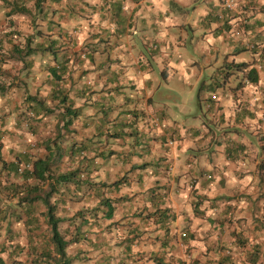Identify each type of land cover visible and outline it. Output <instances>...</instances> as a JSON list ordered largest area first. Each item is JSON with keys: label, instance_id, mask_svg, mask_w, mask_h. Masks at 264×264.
I'll use <instances>...</instances> for the list:
<instances>
[{"label": "crops", "instance_id": "0c3cea01", "mask_svg": "<svg viewBox=\"0 0 264 264\" xmlns=\"http://www.w3.org/2000/svg\"><path fill=\"white\" fill-rule=\"evenodd\" d=\"M236 1L235 9L228 10L222 0H45L31 16L14 8L24 3L32 12L35 0H0V46L7 47H0V73L5 75L0 83L7 88L0 98L12 109L11 119L7 113L0 120V159L10 163L45 156L42 143L50 136L41 128L53 126L46 132L58 135L62 114H56V122L44 115L34 133L16 109L28 95L61 86L81 108L69 128L61 130L64 148L85 142L91 152H114L100 160L97 171L91 166L90 176L98 181L110 183L131 171V185L110 194L126 197L117 219L121 227L128 219L140 223L146 231L143 242L132 243V251L126 249L128 241L115 247L125 238L119 232L118 242L112 240V262L102 253L81 259L83 243L70 245L74 264H156L157 259L264 264V95L259 87L253 92L246 78V93L228 87L236 85L235 75L248 69L253 58H264V0ZM16 29L25 32L18 37ZM56 38L71 57L60 81L49 77L48 66L57 62L54 54L39 50L26 55L28 40L36 47ZM85 45L93 47L89 56L76 59ZM248 49L251 58L242 60ZM236 63L248 65L241 71ZM253 66L259 68L256 62ZM146 117L161 121L152 131L158 139L146 131L143 143L127 124L130 120L143 130ZM149 142L151 150H143ZM156 186L168 191L165 200L174 217L167 237L160 224L141 221ZM90 194L78 193L74 211L96 204ZM13 227L26 248L41 242L31 225L16 222ZM6 229L7 222L0 220V240Z\"/></svg>", "mask_w": 264, "mask_h": 264}, {"label": "trees", "instance_id": "16d2710c", "mask_svg": "<svg viewBox=\"0 0 264 264\" xmlns=\"http://www.w3.org/2000/svg\"><path fill=\"white\" fill-rule=\"evenodd\" d=\"M43 1L45 0H35L32 12L24 3L17 2L18 6L16 5L14 11L31 15L34 13V8H40L43 5ZM44 44L41 43L34 47L31 40H28L26 55H31L39 50L44 54H54L53 56L57 62L48 66L49 77L60 81L64 79L66 71L70 68L68 63L71 61V57L66 55L68 46L60 38L51 40L48 45L44 46ZM85 47L88 48L83 49L81 55L77 56L76 59L79 60L82 54L85 57L89 56V51L93 47L90 45H85ZM95 51L97 50L95 49ZM59 53L63 54V59L60 58ZM236 65L242 71L243 66L248 65V63H236ZM245 78L251 82L252 91H255L254 87L256 89L259 87L264 95V72L260 73L258 68L253 65L243 70L242 73L237 72L234 77L236 85L230 84L228 86L229 90L234 93H237L238 90L246 93L245 88H243ZM221 81L224 83V80ZM260 82H263L262 85H260ZM0 91L3 94L7 91L3 83H0ZM40 91L41 89L38 90V92ZM75 104L76 101L66 93L63 87L59 86V88L50 89L45 94L44 92L30 94L21 105H17L18 117H24V120L26 119L24 122L34 133L40 127L39 122L44 115L50 117L54 113L55 115L62 114L63 124L61 122L58 126V135H49L50 137L43 139L42 144L47 150L45 156H40L35 160H23L17 157L16 161L10 163L0 159L3 161L0 175L4 179V183L0 181V194L7 195L11 200L8 212H2L3 210L0 207V220L1 222H7V229L0 240V264H74L76 257H71L68 254V248L70 245L77 243H83L85 248H83L80 256H83L86 261L92 259L93 253L97 255L102 253L106 262H112L116 254V250L111 251L112 240L116 239L119 232V235L125 234V238L120 242L117 238L115 242L118 243L115 244V247L123 241H128L129 246H126V249L132 251V246H130L132 243L140 244L143 242L142 237L146 231L140 228V223L135 224L130 222L131 219H128V224L121 227V219H117L122 209L123 200L126 197H115L110 194L115 191L120 192L124 186L131 185L127 184L130 181L129 179L132 178L131 171L129 170L125 175L110 183L98 181L90 176L94 171L91 166H94L97 171L100 160L109 158L114 155V152L107 153L99 150L91 152L85 142H75L68 150L64 148L61 130L68 129L81 112V108ZM247 112L253 116L255 115V112L249 109ZM133 117H138V115L134 114ZM160 121V118L157 117L143 118L141 120L145 127L143 130L136 127L135 123H131L130 120L126 124L133 129L134 139L143 142L144 135L148 134L146 131L152 134L153 129L160 126ZM148 137L158 139V136L154 133L153 137ZM163 141L165 142V140ZM166 142L168 141L166 140ZM143 150H151V142L144 146ZM119 155L121 156V154ZM123 157L126 158L125 160L131 159L130 155L123 154ZM64 162L68 166H63ZM133 167L144 168L145 164ZM85 171L86 173L88 171V173L86 174ZM10 174H12L11 177H9ZM140 186L134 185L132 188L136 189ZM153 188H155L154 197L150 202L152 206L144 205L143 210L148 211V213L146 212L141 217V221L151 223V225L160 224L165 228L164 236L167 237L172 231L168 225L169 221L174 218L170 212L171 207L168 206L165 200L168 191L160 190L163 189L162 186ZM84 191L91 193L90 195L97 199L96 204L88 206V208H80L71 217H64L63 211L71 208L77 201L75 197L78 196V193ZM149 191H151V188ZM129 199L132 200L131 197ZM142 208L140 207V209ZM16 222L31 225V230L35 231L33 235H38L41 242L38 244L30 242V246L26 248L18 241L19 231H15L13 227ZM64 222H69V224L66 229L64 228L65 230H62L61 225ZM72 227H74V231L71 230ZM182 235L184 238L189 236L187 232H183ZM166 237L162 241L164 248L168 246ZM3 253H5V258L2 256ZM156 261V264H169L165 260L157 259Z\"/></svg>", "mask_w": 264, "mask_h": 264}, {"label": "rangeland", "instance_id": "374dc122", "mask_svg": "<svg viewBox=\"0 0 264 264\" xmlns=\"http://www.w3.org/2000/svg\"><path fill=\"white\" fill-rule=\"evenodd\" d=\"M33 15V14H32ZM31 15V16H32ZM30 16V15H29ZM30 29H31V25H30ZM17 31H16V34L17 33H19V34H17V36L19 37L20 36V34L22 33V32H25V31H19L18 29H16ZM194 33H191V36L193 35ZM177 35V37L178 36H180V35H178V33L176 34ZM175 35V36H176ZM174 36V37H175ZM190 37V36H189ZM179 38V37H178ZM18 39V38H17ZM197 39H199V37L197 36ZM196 39V40H197ZM0 47H3V48H7L6 46H0ZM1 49V48H0ZM243 54L241 55L242 56V60H249L250 58H251V56H252V52L248 49V50H244L243 52H242ZM263 54V53H262ZM260 56H261V54H260ZM261 60V61H260ZM260 60L259 61H255L254 60V58H253V60L252 61H250V65H253V63H257L258 65H259V68H258V70L260 71V73H262V72H264V58H262L261 59V57H260ZM261 65V66H260ZM261 79H262V77H261ZM0 80H5V75L3 74V73H0ZM34 87H36V86H34ZM260 90V89H259ZM46 91H49V90H46ZM261 91H262V89H261ZM254 92V91H253ZM252 92V93H253ZM10 93V92H9ZM3 99V98H2ZM1 98H0V120H3V116H4V114H9L10 115V119H11V117H12V114H10V112L12 111V109H11V106L10 105H7L3 100H2ZM16 111H17V114H19V111L16 109ZM52 120H51V119ZM50 118H49V120H50V122H56L55 120H56V118H57V116L55 115V113H54V115L53 114H51V116H50ZM10 119H9V123H10ZM55 119V120H54ZM51 124H53V123H51ZM50 127H53V126H49V127H45V128H41L43 131H42V133H45V134H48V135H50L51 133H47V132H50ZM26 129L25 128H21V131H25ZM31 131V130H30ZM47 131V132H46ZM29 132V131H28ZM28 132L26 131V135L28 134ZM30 133V132H29ZM40 133V132H39ZM1 168H2V165H0V173H1ZM0 177H1V175H0ZM0 181H2L1 179H0ZM3 182V181H2ZM6 197V199L4 200V198ZM5 197L3 198V194H0V207H1V209L3 210L2 212H4V211H6V212H8L9 211V208H8V206H9V204H8V201H10V199H9V197H7V195H5ZM52 200H54V199H52ZM14 202H16V201H14ZM8 209V210H7ZM61 210V209H60ZM61 212H62V210H61ZM73 212L75 213V212H77V211H74V208L73 207H71V208H69L68 210H65V211H63V216L64 217H71L72 216V214H73ZM63 217V218H64ZM20 224H23V223H20ZM68 224H69V222H64L62 225H61V228H62V230H65L67 227H68ZM65 228V229H64ZM72 228H74V227H72ZM23 241H26V240H23ZM185 252V251H184ZM187 255V254H186ZM188 256V255H187ZM80 258L81 259H84L82 256H80Z\"/></svg>", "mask_w": 264, "mask_h": 264}, {"label": "built area", "instance_id": "2783aa9c", "mask_svg": "<svg viewBox=\"0 0 264 264\" xmlns=\"http://www.w3.org/2000/svg\"><path fill=\"white\" fill-rule=\"evenodd\" d=\"M223 6L228 10H234L237 4L236 0H222Z\"/></svg>", "mask_w": 264, "mask_h": 264}]
</instances>
